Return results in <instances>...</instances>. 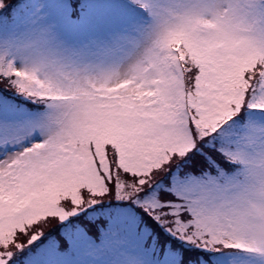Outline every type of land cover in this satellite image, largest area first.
Here are the masks:
<instances>
[{
  "label": "snow or ice",
  "instance_id": "1",
  "mask_svg": "<svg viewBox=\"0 0 264 264\" xmlns=\"http://www.w3.org/2000/svg\"><path fill=\"white\" fill-rule=\"evenodd\" d=\"M61 3L62 19H79L77 0ZM160 7L157 0H110L104 11L115 24L68 32L43 5L0 0V46L10 57H0V264H25L24 257L27 264H56L50 252L28 248L44 224L82 220L77 213L108 201L130 202L141 216L137 221L125 214L113 222L118 214L111 213L114 236H140L142 226L155 229V221L175 238L172 248L167 237L155 246L141 240V247L162 258L137 264H264V219H257L264 218V207L245 206L254 167L246 152L230 147L264 139V0H230L218 17L222 30L233 39L245 34V43L231 56L214 57L210 67L172 45L168 31L159 41L164 55L150 62L161 75L155 84L142 70L135 79L143 87H124L104 72L103 83L111 88L103 99L89 90L79 104H61L54 102L60 82L40 75L68 66L56 55L60 49L79 55L118 48L141 30L138 20L146 13L158 16ZM193 15L191 6L182 7L177 25ZM21 33L50 55L30 68L16 67ZM18 97L43 108L26 111ZM84 104L93 119L78 125ZM244 114L254 119L230 126ZM233 129H241L236 140ZM223 157L242 167L231 170Z\"/></svg>",
  "mask_w": 264,
  "mask_h": 264
},
{
  "label": "rangeland",
  "instance_id": "2",
  "mask_svg": "<svg viewBox=\"0 0 264 264\" xmlns=\"http://www.w3.org/2000/svg\"><path fill=\"white\" fill-rule=\"evenodd\" d=\"M14 3H21L23 0H13ZM36 5H43V11L49 14V17L56 21L62 30L86 31L88 29H104L112 26L116 21L109 19L104 11V5L110 0H83L80 6L82 12L79 19L65 20L61 18V9L63 7L61 0H28ZM170 2L179 4L182 7L191 6L194 15L186 25H177L170 30L169 39L172 45L178 49H186L190 52L191 58L197 63H203L205 67H210L214 57L223 55L231 56L236 49L241 48L244 43V35L241 33L233 39L224 34L219 20L218 6L221 0H170ZM143 12V10H138ZM15 14V13H13ZM189 29L192 30L190 34ZM182 44V47L180 45ZM162 50V48H161ZM251 52V50H249ZM0 57L7 60L10 57L3 55V46H0ZM145 71L149 74V80L155 84L160 81L161 75L152 66L151 63H145L139 71ZM138 71V72H139ZM111 73L110 71H105ZM136 74L131 78L119 80L124 87L132 85L134 87H143L144 82L135 79ZM111 88V82L107 85L103 83V77L100 80L88 79L84 83H79L75 76H72L68 86L63 87L55 93L57 101H64L63 104H79L78 97L89 90L94 91L96 95L103 99L104 93ZM114 91V89H113ZM17 102H20L17 100ZM25 110L24 103H18ZM37 109L35 111H40ZM76 124L84 122L87 124L92 121V110L87 104H84L77 113ZM247 120L254 119L250 114H244ZM244 123V122H243ZM240 121L230 122L231 127L243 124ZM27 143V139L24 141ZM261 167L259 161L254 167V176L259 175ZM2 199V196H0ZM113 205H118L113 207ZM117 213L113 217V222L121 215L134 216L137 221L141 219L140 213L135 206H129V202L108 201L103 207L90 205L83 209L78 216L82 220H76L68 217L65 221L49 220L43 226V232L37 236V240L28 245L33 252L43 250L50 252L56 264H137L138 260L159 259L151 249H145L140 246L141 240L155 246L161 237H167L165 245L168 248L173 247L175 238L170 237L167 232L160 230L158 224L155 229L150 225L144 224L143 232L140 236L134 234L116 237L112 232V224L109 223L111 213ZM149 219H151L149 217ZM104 221L105 228H102ZM87 222V224L85 223ZM87 225H95V232ZM158 230V231H157ZM98 233L96 234V232ZM94 238H98L94 240ZM66 243V246L63 244ZM176 244H182L176 241ZM33 245L36 248H33ZM177 258H179V248L173 249ZM27 264V257L22 258Z\"/></svg>",
  "mask_w": 264,
  "mask_h": 264
},
{
  "label": "clouds",
  "instance_id": "3",
  "mask_svg": "<svg viewBox=\"0 0 264 264\" xmlns=\"http://www.w3.org/2000/svg\"><path fill=\"white\" fill-rule=\"evenodd\" d=\"M157 2L161 6L160 14L152 17L146 13L142 19L136 22L141 26V30L130 35L129 39L122 42L118 48L100 46L79 55L67 49H60L56 55L61 57L68 66L59 72L47 69L40 73L41 77L44 78L46 74L52 75L60 82L61 88L68 86L72 76H75L77 81L82 84L88 79L99 81L105 71H110L116 81L131 78L145 63H150L155 57L164 55L163 50L159 47V41L179 23L181 5L172 3L170 0H157ZM229 2L230 0H221L218 10L222 12L228 7ZM17 44L15 64L18 68H30L33 61L39 60L42 56L50 55L49 51L37 43L35 37L28 33H21ZM70 47L68 45L69 49ZM54 102L65 103L64 101ZM233 131L236 135L232 138L236 140L239 138L241 129H233ZM230 147L233 150L239 149L246 152L253 167L257 161L264 160V139H260L251 145L241 141ZM223 159L232 165L231 170L242 167L238 160H231L228 157H223ZM251 185L245 196V206L251 209L264 207V168H261L259 175L252 178ZM257 219L264 218L257 217Z\"/></svg>",
  "mask_w": 264,
  "mask_h": 264
}]
</instances>
